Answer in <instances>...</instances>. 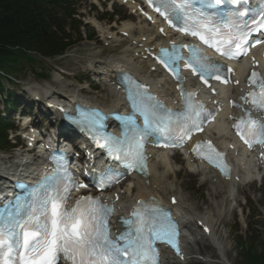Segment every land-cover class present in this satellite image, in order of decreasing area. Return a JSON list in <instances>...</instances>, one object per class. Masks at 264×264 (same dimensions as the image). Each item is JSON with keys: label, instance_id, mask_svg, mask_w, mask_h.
<instances>
[{"label": "snow or ice", "instance_id": "obj_1", "mask_svg": "<svg viewBox=\"0 0 264 264\" xmlns=\"http://www.w3.org/2000/svg\"><path fill=\"white\" fill-rule=\"evenodd\" d=\"M248 2L249 0H180L177 3V0H159L161 8L156 10L165 19L191 21L190 27L197 31H191L189 34L197 35L199 32L200 39L204 42H207L204 40L205 32L219 36L220 45L231 42L233 47L227 48L223 54L235 58L242 53L247 55L244 45L247 43L249 33L256 30L245 31L248 22H241L238 19L251 11L244 7ZM219 5L224 7L218 9L215 15L221 24L231 28L227 34L221 33L220 25H214L212 18L205 11ZM260 15L264 17V6H261ZM257 28L264 30V19L257 23ZM217 50L219 51V48ZM191 52V59L185 63L193 65V72H199L202 81L206 82V78L209 77L220 78L219 66L204 63L206 58L198 55L197 49H191ZM162 55L168 57L163 50ZM177 59L183 58L174 54L165 62L171 64ZM250 83L259 88V93L248 94L253 108L257 111L264 110V80L253 72ZM147 99L154 100L152 97ZM129 100L133 114L124 118L123 137L117 140L114 137L103 136L104 142L98 144L100 147H107L110 153L119 154L122 159L130 158L128 167L142 160L143 138L153 135L157 139L167 141L172 139L171 133L178 128L180 138L183 140L190 131L200 130L199 117L203 112V105L188 104L186 110L180 114L167 113L166 110L161 114L159 110L163 106L156 103L147 104L138 89L129 91ZM137 113L143 117V127L135 124L134 117ZM95 116L98 119L93 121L94 124H99L105 119L101 113H95ZM241 125L247 126L245 129L247 138L241 135ZM235 127L237 134L249 147L252 144L264 146V123L247 119L240 121ZM197 147L211 149L210 145ZM215 155L218 158L220 156L219 153ZM49 190L55 191L56 194L49 195ZM67 191V185L62 189L52 185L45 189L43 195L39 190L27 193L26 195L34 202L32 206L41 208L37 215L17 219L20 208L27 206L23 201L0 209V264H57L61 257L70 264H142V262L157 264V253L153 243L157 240L172 243L174 240L173 225L157 227L153 225L151 218H145L149 212H155L154 209H145L143 214L140 209L134 211L133 216L137 217V222L133 224L132 221H125L124 223L129 225L128 231L113 240L109 237L107 228V217L112 210L100 205L99 201L92 197H81L72 209L66 210L64 193ZM173 246L175 247V244Z\"/></svg>", "mask_w": 264, "mask_h": 264}, {"label": "rangeland", "instance_id": "obj_2", "mask_svg": "<svg viewBox=\"0 0 264 264\" xmlns=\"http://www.w3.org/2000/svg\"><path fill=\"white\" fill-rule=\"evenodd\" d=\"M96 3L97 9L101 13L102 3L100 0H74L75 8H78V13L84 15V21L93 23L95 28L101 26L104 29L113 27V31H118L121 27V23L108 24L106 21L98 22L97 17H102L101 14L92 12L89 4ZM108 8L109 6L106 5ZM118 13L124 12L117 7ZM114 20V19H113ZM136 22H133L135 24ZM88 30H92L90 27ZM98 29L96 28V31ZM98 40L96 41H83L75 47L68 50L65 54L54 59H42L40 57H34L33 62L23 61V68L9 73L10 79H6L3 84V88L7 94L16 95L19 102L16 104L17 113H20L23 109L32 114V117L36 113V109L30 104L32 101L30 90L28 91V98L25 94L22 95V91L26 90V86L30 84L34 85H46L50 88L51 92L55 93V96H63L66 92L79 94L80 99L88 100L90 103L98 105H106L112 100L111 94L106 88L95 79L89 72L88 68L93 67L90 65L92 59L94 60H107L110 57H116V51L110 48V41L107 40L108 35L101 34L97 31ZM107 41V42H106ZM95 66V65H94ZM146 72V69L142 70V74ZM41 75L42 77H39ZM28 103L29 106L25 104ZM25 107V108H24ZM33 110V111H32ZM0 111H2V105L0 103ZM41 116V115H40ZM42 117V116H41ZM11 121L12 125L16 127L17 117L13 116ZM47 125V122L45 123ZM8 139L12 141L10 133H8ZM17 154V150L8 151L4 150L0 152V158H7ZM175 170L176 177L168 178L167 182L177 186L180 190V194L183 199L190 201L191 206L198 209L199 213H206L208 210L212 212L213 218L218 221L214 226L215 236L218 238V242L223 250V257L230 264H245L246 256L242 255V249L252 252L254 247L258 250L261 249L259 244L264 242V227L260 225L262 216L259 221L257 219H251V216L256 214H264V180L251 184V186L238 187L235 194V202L230 206V202H226L222 209V214L217 215V211L214 208L213 200L210 198L211 190L200 186L201 177L196 176L194 179L188 175V171L183 166H173L172 170ZM177 170H179L177 172ZM208 198V202L204 201ZM125 197L124 200H126ZM208 207V210H207ZM262 212V213H261ZM249 223L251 227V234H248L244 222ZM256 224V225H255ZM234 230H239L236 237H233ZM199 232V231H198ZM198 232L192 235V239H199ZM241 235L243 238H250L255 241V245L252 247L244 245L239 238ZM246 235H251L247 236ZM236 239V240H235ZM242 248V249H241ZM192 249L197 252L198 247L192 246ZM203 251L202 254H191L187 258V262L184 264H223L217 252L211 248V250ZM198 253V252H197ZM222 257V258H223Z\"/></svg>", "mask_w": 264, "mask_h": 264}, {"label": "bare ground", "instance_id": "obj_3", "mask_svg": "<svg viewBox=\"0 0 264 264\" xmlns=\"http://www.w3.org/2000/svg\"><path fill=\"white\" fill-rule=\"evenodd\" d=\"M144 23V22H143ZM145 24V23H144ZM101 31L104 29L102 27L99 28ZM146 29V28H145ZM142 28H137V32H134L131 25L125 23L122 24L121 32H124L128 35V45H124L123 48L120 49L119 56L115 58H108L107 60L97 61L92 59L90 64L94 63L95 70H93V75L98 77L101 81L103 86L106 90L111 94L112 100L106 104L101 105L100 107L111 111L116 108L121 107V103L119 100L118 91L115 89L114 83V75L119 69H126L132 73H134L139 79L145 82H149L152 84V89L154 92L161 94L166 100L173 101L172 92L173 87L166 86L162 79L157 76L156 81H152V73L148 72L144 75H141V71L143 69V65L145 62L138 60L141 56H143L144 50L148 48H152L154 45V36L152 34H148L147 31ZM106 33V32H103ZM139 33V34H137ZM144 38L142 41L141 39ZM124 41V40H123ZM123 41H118L115 39L117 44H121ZM143 64V65H142ZM152 65H147V70L150 69ZM32 88L30 90L33 93V96H37L39 99L43 95L50 94L51 90L46 85H31ZM235 90H233L234 92ZM54 93L50 94L53 95ZM58 100L64 101V104H68L71 101L75 100L76 102L83 103L82 100L79 99V94L73 93L69 94L66 92L63 96L58 97ZM52 112V111H51ZM53 114V113H52ZM56 118V115L53 114ZM218 123L219 125H217ZM212 128H216L217 133L220 134L219 139H226L227 138V127L226 122H224L223 117L221 116V120L216 122ZM39 144L38 146H41ZM229 146V150L231 152L237 150L236 143L227 142ZM22 154L25 151L21 152ZM153 155V152H152ZM173 158V157H172ZM15 158H7L1 159L0 158V169H9L11 166L20 160H15ZM170 158L164 154L153 155L151 159V166L149 170V175L141 180H136V187H135V194L133 196L132 191L129 186H126L122 191H113L114 193L119 196L118 199L114 201L116 206L117 213H124L127 212L130 206L134 203L133 201L136 198H145L149 195L157 197L165 202V204L172 209H175L176 217L180 220L183 225L184 230V249L185 253L184 256L188 257L191 254H202L203 251L207 252L206 250H210V246L215 249L218 253L219 257H222V251L220 244L218 243L215 233H214V226L216 225L218 218H213L212 212L208 210L206 213H196L195 209L192 208L191 203L187 199H183L180 190L177 186L173 185L168 181V173H170L171 166H170ZM237 160V170L235 169L233 176L230 179H219L217 173L211 170H207L205 166H199L198 164H187L192 172L191 175L193 177L201 176L204 180L202 181L203 187L208 188V185L211 189L210 197L213 200L214 208L216 209V213H219V207H223V203L230 199L233 194V188L235 185V181H233L234 177L238 176H251L254 172H251L253 165V158L245 156V153L242 154L238 153L236 155ZM188 162V160H186ZM239 167L241 169L244 168V174H241L239 171ZM205 169V170H204ZM1 175V174H0ZM172 178L176 177V174L171 175ZM147 181V184L145 183ZM6 183L5 179L0 177V185ZM125 196L127 197L126 200ZM112 198V195L110 196ZM133 201L130 203V200ZM171 198L176 200V204L171 206L169 201ZM208 202V198L204 201V203ZM207 227L209 228V233L207 236H203V238L199 239H191L190 236L196 232L197 228ZM190 237V239H189ZM207 241L209 244H207ZM192 246H197V252L192 249ZM191 247V248H190ZM168 257L164 256L163 264H167ZM174 261H170V264H173ZM228 264V263H226Z\"/></svg>", "mask_w": 264, "mask_h": 264}, {"label": "trees", "instance_id": "obj_4", "mask_svg": "<svg viewBox=\"0 0 264 264\" xmlns=\"http://www.w3.org/2000/svg\"><path fill=\"white\" fill-rule=\"evenodd\" d=\"M71 13L69 0H0V70H12L18 58L29 59L28 52L47 58L63 53L72 45L66 21L78 32ZM6 127L0 117V147L8 144ZM260 247V252L243 249L245 264H264V244Z\"/></svg>", "mask_w": 264, "mask_h": 264}]
</instances>
